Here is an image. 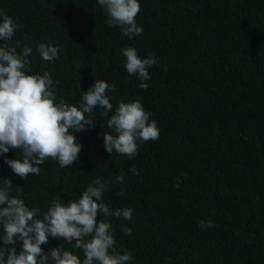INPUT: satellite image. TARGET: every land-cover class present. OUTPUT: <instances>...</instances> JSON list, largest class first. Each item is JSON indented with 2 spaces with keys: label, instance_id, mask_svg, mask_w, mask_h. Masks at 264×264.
I'll list each match as a JSON object with an SVG mask.
<instances>
[{
  "label": "trees",
  "instance_id": "obj_1",
  "mask_svg": "<svg viewBox=\"0 0 264 264\" xmlns=\"http://www.w3.org/2000/svg\"><path fill=\"white\" fill-rule=\"evenodd\" d=\"M138 2L143 33L129 39L107 25L97 0H0L20 26L9 47L18 54L32 48L26 74L49 72L56 103L79 106L95 80L114 84L106 91L112 111L96 107L94 127L74 133L82 151L73 165L48 158L39 175L21 179L4 163L21 159L10 149L0 154V188L10 180L9 196L42 215L52 200L67 204L95 179L110 181L98 203L133 210L130 221L108 218L116 247L133 255L130 264H264V0ZM40 43L57 47L58 58L43 61ZM126 47L158 58L147 90L126 71ZM135 100L152 113L159 139L139 143L132 158L110 155L103 133H116L107 121L120 102ZM202 221L214 226L201 229ZM21 245L17 239L8 247L19 253ZM74 245L49 237L41 247L83 260Z\"/></svg>",
  "mask_w": 264,
  "mask_h": 264
},
{
  "label": "clouds",
  "instance_id": "obj_2",
  "mask_svg": "<svg viewBox=\"0 0 264 264\" xmlns=\"http://www.w3.org/2000/svg\"><path fill=\"white\" fill-rule=\"evenodd\" d=\"M97 3L107 15V25L119 26L123 36L132 39L143 33L135 20L140 12L138 0H97ZM19 27L12 17L0 10V41L5 42L0 46V154L10 149L19 151L21 159L6 158L4 163L14 174L26 179L29 174L39 175V165L48 158L58 161L61 168L74 164L82 151L74 133L94 127L91 113L96 107L103 108L105 115L112 111L106 91L113 90L114 84L95 80L83 92L79 106L69 105L63 99L56 103L54 81L49 72L26 74L32 48L23 47L18 54L17 49L7 43ZM37 51L43 61L58 58L59 50L51 44L40 43ZM121 51L126 57L127 73L137 77L140 89L147 90L146 81L151 79L149 69L158 65V58L153 54L142 59L133 47ZM151 115L139 100L120 102L107 121L108 128L116 135L103 133L105 151L111 155L115 150L132 158L138 153L139 143L158 140L159 128L155 120H150ZM130 171L138 175L135 166ZM114 180L122 183L123 175H116ZM108 183L111 182L95 179L78 200L67 204L52 200L39 215V209H30L23 200L9 196L12 182L6 179L5 186L0 188V224L3 225L0 264H47L49 259L53 264H130L133 255L116 247L108 218L114 215L130 221L133 210L118 207L110 211L104 203H98ZM117 195L124 193L120 191ZM100 214L105 219L98 220ZM199 226L204 229L214 224L202 221ZM123 231L131 235L132 229L126 227ZM49 237L75 241L74 247L83 250L84 259L59 246L45 253L41 246L48 243ZM17 239L22 242L19 253L8 247Z\"/></svg>",
  "mask_w": 264,
  "mask_h": 264
}]
</instances>
